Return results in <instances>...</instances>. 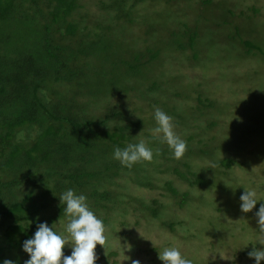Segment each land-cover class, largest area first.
Here are the masks:
<instances>
[{
    "label": "trees",
    "instance_id": "1",
    "mask_svg": "<svg viewBox=\"0 0 264 264\" xmlns=\"http://www.w3.org/2000/svg\"><path fill=\"white\" fill-rule=\"evenodd\" d=\"M201 1V5L190 3L196 4L199 17L206 10L209 16L211 1ZM142 2L155 5L152 0H0V261L24 264L29 256L22 250L23 242L33 237L39 223L56 232L57 222L68 223L59 196L69 188L84 194L90 210L103 222L101 215L119 208L123 216L132 208L154 219L160 208L151 206L157 200L131 195V186L150 192L160 188L182 207L196 188L226 193L218 182H225L224 177L233 176L234 166H241L232 153L221 158L214 151L242 152L245 139L238 147L234 141L240 126L253 120L241 111L232 121L237 132L233 131L231 146L225 145L228 141L205 139L216 125L213 113L206 110L220 115L228 109L220 111L219 103L208 97L214 86L201 88L195 83L186 93L184 80L190 76L177 75L181 84L174 87L167 80L169 69L155 71L164 62L154 68L153 62L166 54V47L176 44L175 50L184 49V34L171 30L162 47L154 44L150 38L159 33H146L155 21L144 20ZM166 3H159L155 12H162ZM94 16L97 22L90 21ZM135 23L146 25L149 40L134 35ZM193 34L187 35L189 48L194 45ZM191 51L193 58L198 56L199 49ZM249 52L245 48L243 53ZM142 74L149 78L145 85ZM157 107L172 118L175 133L186 143L179 159L153 133ZM255 108L252 115L264 120V112L255 113ZM141 132L150 139L152 159L131 168L116 159L112 165L115 147L148 142L138 138ZM198 160L211 162L212 167L194 165ZM166 175L185 185V192ZM118 180L125 182L119 191ZM231 192L241 196L244 191ZM233 193L229 195L234 197ZM160 225L169 231L174 227ZM114 255L108 253L105 262Z\"/></svg>",
    "mask_w": 264,
    "mask_h": 264
},
{
    "label": "rangeland",
    "instance_id": "2",
    "mask_svg": "<svg viewBox=\"0 0 264 264\" xmlns=\"http://www.w3.org/2000/svg\"><path fill=\"white\" fill-rule=\"evenodd\" d=\"M152 1L155 3L154 6L142 2L140 9H144L142 14L144 20L155 21L153 26L146 29L148 34L159 33L157 36L154 33L150 38L153 43L162 47L164 40H169L171 30L184 34L181 38L184 49L175 50L176 44L173 47H166V54L161 53L163 59L160 57L153 62L155 64L153 68L158 66V62L162 64L164 62L163 65L155 68V71L169 69L168 73L171 76H168L167 80L174 87L181 84L180 79H176L177 75L190 76L189 80H184L188 83L186 93L195 83L200 84L201 88L214 86L208 97L219 103L220 111L228 109L226 114L220 115L211 109L206 110L213 113L211 120L216 125L208 130L205 139L228 141L225 145L231 146L230 142L235 138L233 131L237 132L232 121L239 119L241 111L253 121L252 124L240 126L234 141L235 146L238 147L245 139V148L242 152L223 153L219 148L214 151L220 153L221 158L232 153V157L241 163L239 167L234 166L233 176L224 177L225 182H218L219 186L217 183L221 190H227L224 191L226 193L217 192L209 187L196 188L190 192L187 202L179 207L168 199L160 188L150 192L131 186L129 190L131 195L149 201L157 200V204L151 207L159 206L160 212L156 215L158 218H151L149 213L133 212L132 208L128 209L129 214L124 216L121 215L120 208L109 216L100 214L105 218L106 240L104 246L97 245L94 250L97 256L95 264H132L133 260H139L140 264H163L158 258V253L169 246L178 247L183 255L193 261V264H255L254 259L248 257V252L252 250L253 244H256L258 249L264 248V245L258 244L259 234L255 218V212L264 201L258 202L252 212L242 213L240 195H235L231 191L254 189L264 200V124L262 122L264 120L252 115L254 107H256L253 110L255 113L264 112V105L261 103L264 97V0H210L208 5L214 7L211 14L207 16L210 10H206L202 12L201 17L196 11V4L201 5V0ZM163 1L167 2L166 6H163L164 10L155 12L154 8L159 7V3ZM92 10L98 12L95 6ZM96 20L94 16L90 21ZM99 25L102 27L101 24ZM183 25L189 30H184ZM131 28L134 35L144 38L145 24L143 26V23H135ZM191 32L194 33L195 41L192 48H189L187 35ZM145 38L149 40V36ZM245 48L250 49L252 53H243ZM191 49L194 51L199 49L198 56L193 58ZM186 57H190V63ZM118 66L116 64V67ZM148 79L142 74L141 80L144 85ZM226 86L231 90H227ZM235 104L238 108L234 107ZM246 118L248 120V117ZM148 130L147 128L144 131L148 132ZM141 133L143 136L140 135L138 138L148 140L146 145H150L149 137ZM159 145L157 143L154 146ZM101 149L102 147L99 146L98 150ZM111 164H116L114 158ZM194 165L212 167V163L206 160H198ZM166 177L172 179L174 186L180 192H185L187 187L179 184L177 179H173L174 176L166 175ZM227 182L240 186L235 189ZM124 184L125 182L118 180L116 190L119 191V187ZM230 193L235 196L231 197ZM162 222L173 224V230L169 231L167 227H162L160 225ZM66 223L57 222L60 229L57 231L58 234L67 235ZM153 249L156 250V254L151 251ZM71 251L69 245L62 249L65 256L71 255ZM110 252H115V255L108 258L106 263L104 258H107ZM260 264H263V260Z\"/></svg>",
    "mask_w": 264,
    "mask_h": 264
},
{
    "label": "clouds",
    "instance_id": "3",
    "mask_svg": "<svg viewBox=\"0 0 264 264\" xmlns=\"http://www.w3.org/2000/svg\"><path fill=\"white\" fill-rule=\"evenodd\" d=\"M153 119L157 125L153 129L154 135L168 145L175 158H181L186 150V143L175 133L172 118L157 107L154 109ZM152 157V149L144 141L129 143L123 149L117 146L113 151V158L127 168L140 161H150ZM244 190L240 196V211L249 213L256 208L258 202L264 200L256 190ZM59 199L64 205L63 213L70 218L65 228L67 235L58 234L53 226L49 227L47 223H39L33 237L23 242L22 250L29 256L24 264H95L97 256L94 250L97 245L104 246L106 240L103 220L90 210L84 194H77L69 188L61 193ZM255 218L258 226L256 231L259 234L258 244L264 245V203H260ZM66 245L72 249L69 256L62 252ZM255 245L253 244L252 250L248 252V257L254 259L255 264H260L264 260V248L258 249ZM158 258L163 264H193L178 247L173 246L164 248L158 253ZM0 264L17 262L4 259ZM132 264H140V261L133 260Z\"/></svg>",
    "mask_w": 264,
    "mask_h": 264
}]
</instances>
